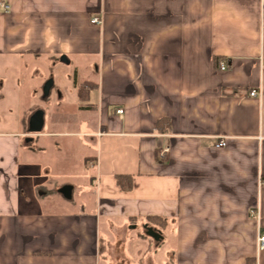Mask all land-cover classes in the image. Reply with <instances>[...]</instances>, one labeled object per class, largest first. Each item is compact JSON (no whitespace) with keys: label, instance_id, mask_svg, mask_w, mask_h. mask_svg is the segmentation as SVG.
<instances>
[{"label":"crops","instance_id":"1","mask_svg":"<svg viewBox=\"0 0 264 264\" xmlns=\"http://www.w3.org/2000/svg\"><path fill=\"white\" fill-rule=\"evenodd\" d=\"M0 1V89L14 82L48 105L0 126V264H156L169 226L180 264H264V0ZM70 93L79 117L62 105ZM57 114L76 130L53 127ZM79 149L94 211L47 159ZM60 185L62 211L21 209L26 188L42 201ZM133 238L144 250L128 249Z\"/></svg>","mask_w":264,"mask_h":264},{"label":"rangeland","instance_id":"2","mask_svg":"<svg viewBox=\"0 0 264 264\" xmlns=\"http://www.w3.org/2000/svg\"><path fill=\"white\" fill-rule=\"evenodd\" d=\"M31 69V67H30ZM30 69H25L23 70V67L20 68V71H17L15 68L13 69L14 71L11 72L12 76H27L29 73ZM18 72V73H17ZM3 74L2 67L0 69V75ZM83 74L80 73L78 76V80L81 82L83 78ZM46 85V84H45ZM73 93H70V97H66L62 101L63 107L67 111L72 112V114H68V117H79L76 116L75 112V102L76 100L73 98ZM2 96V98H1ZM72 96V97H71ZM97 101V97L95 96L94 93L90 94V101L89 103H95ZM37 106L39 109L45 110L47 108V102L43 101V99H40L36 97V102L31 101L28 98V94L25 92L21 93L18 92L16 89V83L14 82H6L4 84L3 89H0V126L2 123H4V127H6V124H9L8 126H17V122L21 121L23 115L27 110H29L32 106ZM56 109V108H55ZM87 113L84 111L82 118H84L87 122H89V130H93L94 123V113L91 111V109L86 110ZM75 113V114H74ZM56 116V115H55ZM57 120L54 121L53 127L56 128V126H61L64 130H72L73 125L70 122L69 118L67 121H60L59 119V114H57ZM93 124V125H92ZM76 130V128L74 127ZM56 141H60L59 139H56ZM88 148V147H87ZM90 151L94 152L96 151L95 148L89 147ZM86 150L84 149L83 151L81 149L77 150V154L73 157L67 156L64 154L62 157H59V161L57 162L55 154L52 155L51 157L47 158L49 161V164L52 165V171H54L55 174L59 176V178H66L71 181L75 185V193H74V203H81L83 202L87 208H91V211H94V206H90L91 204L94 205L95 203V184L90 186L89 181L90 176L91 178L94 176L95 179V170L89 169L88 172L86 173L85 169H82L80 165V160L82 154H84ZM86 155V154H85ZM64 157H67V162L65 160L62 161ZM70 161V162H69ZM56 165V166H54ZM54 166V167H53ZM87 174V175H86ZM39 182H42L41 179H35V183L38 185L40 184ZM60 187L53 192H50L48 196H46L45 200H36L34 196V191L30 188H26L24 191V202L22 201L21 204V209L23 210H30L31 212H38L39 208L42 207L43 203H46L47 206L46 208H49L51 210H54L55 212L62 211L61 210V205L66 203V200L63 196L57 195L55 192L61 188ZM49 189L51 187H48ZM86 188V189H85ZM89 188V189H88ZM87 190V191H86ZM42 193L43 191H39ZM90 211V210H89ZM144 227V225H143ZM129 233L131 236H137L138 232L142 231V227L140 225L135 226H129ZM173 227L169 226L167 230L165 231L164 234V240L159 242L158 246V253L155 254V252H152L154 261L156 264H161V263H166L168 262L169 264H180L178 257L175 256V254L168 255L173 249L175 245V239L174 235L172 232ZM136 242H133L131 245H128V249L130 251L135 250L137 247H141L144 250V247L146 246V243L143 242L142 240H138L137 238H133ZM149 239L156 240L153 237H149ZM133 240V241H134ZM138 240V241H137ZM161 240V239H160ZM121 262L120 259L114 262V264H119Z\"/></svg>","mask_w":264,"mask_h":264},{"label":"built area","instance_id":"3","mask_svg":"<svg viewBox=\"0 0 264 264\" xmlns=\"http://www.w3.org/2000/svg\"><path fill=\"white\" fill-rule=\"evenodd\" d=\"M0 10L2 12H7L9 10V6L7 5V3H5L4 1H0ZM90 23L93 24V25H99L101 23V20H100L99 17L94 16V17L91 18ZM218 68L220 70L224 71V70L227 69V66H226V64L224 62L220 61L219 64H218ZM250 95L254 97V96L259 95V93L253 91ZM116 114L121 116L123 114V110L122 109H118L116 111ZM224 146H225V144H224L223 141H220L217 144V147H219V148L224 147ZM259 187H260V189H264V181H262V180L260 181ZM250 214L256 220L259 219L257 211H251ZM257 250H258V252L264 251V233L262 231L259 232L258 237H257Z\"/></svg>","mask_w":264,"mask_h":264},{"label":"water","instance_id":"4","mask_svg":"<svg viewBox=\"0 0 264 264\" xmlns=\"http://www.w3.org/2000/svg\"><path fill=\"white\" fill-rule=\"evenodd\" d=\"M34 122H37V124L40 123V114L36 115V117L33 119ZM39 122V123H38ZM59 193L65 198V199H69L71 197V187L69 186H63L62 188L59 189ZM147 229V235H149L150 237H153L155 239H160L162 238L161 235L159 233H156L155 231H153L152 229H150L149 227H145Z\"/></svg>","mask_w":264,"mask_h":264},{"label":"trees","instance_id":"5","mask_svg":"<svg viewBox=\"0 0 264 264\" xmlns=\"http://www.w3.org/2000/svg\"><path fill=\"white\" fill-rule=\"evenodd\" d=\"M161 121H159L158 124H160ZM116 183L123 191H129L132 188V177L130 176H117L116 177ZM153 221H156L157 219L152 218ZM160 220V219H159ZM149 227V226H147ZM253 261H249L248 264H252Z\"/></svg>","mask_w":264,"mask_h":264}]
</instances>
